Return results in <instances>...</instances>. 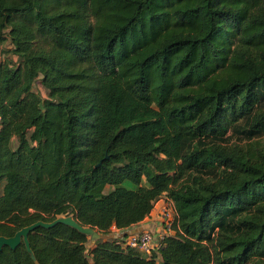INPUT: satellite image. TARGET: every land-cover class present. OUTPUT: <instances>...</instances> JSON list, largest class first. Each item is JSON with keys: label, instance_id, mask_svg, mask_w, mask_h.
I'll list each match as a JSON object with an SVG mask.
<instances>
[{"label": "trees", "instance_id": "1", "mask_svg": "<svg viewBox=\"0 0 264 264\" xmlns=\"http://www.w3.org/2000/svg\"><path fill=\"white\" fill-rule=\"evenodd\" d=\"M6 41L0 237L103 236L38 226L0 264H264V151L230 145L264 135V0H0ZM163 196L172 233L126 246Z\"/></svg>", "mask_w": 264, "mask_h": 264}, {"label": "built area", "instance_id": "2", "mask_svg": "<svg viewBox=\"0 0 264 264\" xmlns=\"http://www.w3.org/2000/svg\"><path fill=\"white\" fill-rule=\"evenodd\" d=\"M161 198L155 202L154 207H156ZM166 201V205H161L158 208L161 231L130 233L125 238L126 246L137 249L147 256H151L152 252L159 248L160 241L164 239L165 235L172 233L171 224L175 217L173 203L168 198H166Z\"/></svg>", "mask_w": 264, "mask_h": 264}, {"label": "rangeland", "instance_id": "3", "mask_svg": "<svg viewBox=\"0 0 264 264\" xmlns=\"http://www.w3.org/2000/svg\"><path fill=\"white\" fill-rule=\"evenodd\" d=\"M40 41V39H39ZM11 49V45L9 41H6L3 45L0 46V63L3 62L4 60H9L14 62L15 64L17 63V58L15 56H13L11 53H7V51H9ZM33 91L36 92L38 95H40L41 97H45L46 96V91L44 88L41 87L39 82H36L33 86ZM229 134V132L227 133ZM230 145L233 146H237V148L239 150L242 151H249L251 153H258V152H263L264 151V135L254 139L252 141H242L239 142L237 140H232L230 142ZM110 188H107V190H109ZM106 190V191H107ZM167 201H166V197L163 196L161 198V200L156 204V207H154V211H153V217H155V219L157 221L160 222V217H159V211L158 208L159 206H163L166 205ZM158 231H161L160 227H158ZM156 231V230H155ZM100 234V233H99ZM117 231L115 229H111L110 232L106 235H104L106 238L109 237H114L116 236ZM101 236H103L102 234H100Z\"/></svg>", "mask_w": 264, "mask_h": 264}, {"label": "water", "instance_id": "4", "mask_svg": "<svg viewBox=\"0 0 264 264\" xmlns=\"http://www.w3.org/2000/svg\"><path fill=\"white\" fill-rule=\"evenodd\" d=\"M101 162L97 164L99 166ZM56 223H63L66 225H69L78 231L86 234L89 236V239L91 242H94L96 239H99L101 236L93 229L90 228H84L80 226L72 217H59L52 223H42V222H37L31 226L25 227L18 231L14 236L6 238V237H0V251L2 250L3 247L8 246L11 249H15L22 241L25 243V245L28 247V240H27V235L28 233L33 230L34 228L38 226H43V227H51ZM132 233V232H131ZM130 234V232H124L122 233L121 236H127Z\"/></svg>", "mask_w": 264, "mask_h": 264}, {"label": "crops", "instance_id": "5", "mask_svg": "<svg viewBox=\"0 0 264 264\" xmlns=\"http://www.w3.org/2000/svg\"><path fill=\"white\" fill-rule=\"evenodd\" d=\"M153 211L150 213L148 217H146L142 222L139 224L131 227L127 232H132V233H138L142 231H158V227H160V222L153 217ZM93 245V242L89 241L87 247H91Z\"/></svg>", "mask_w": 264, "mask_h": 264}]
</instances>
